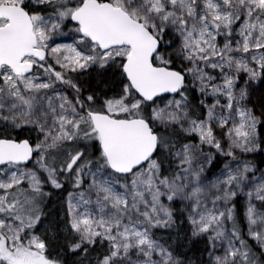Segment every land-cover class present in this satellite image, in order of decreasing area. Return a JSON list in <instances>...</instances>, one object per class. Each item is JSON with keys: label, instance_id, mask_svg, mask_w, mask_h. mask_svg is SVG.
<instances>
[{"label": "snow or ice", "instance_id": "1", "mask_svg": "<svg viewBox=\"0 0 264 264\" xmlns=\"http://www.w3.org/2000/svg\"><path fill=\"white\" fill-rule=\"evenodd\" d=\"M0 264H264V0H0Z\"/></svg>", "mask_w": 264, "mask_h": 264}]
</instances>
